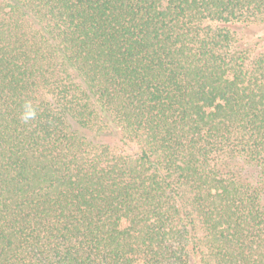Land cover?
<instances>
[{
  "label": "trees",
  "instance_id": "1",
  "mask_svg": "<svg viewBox=\"0 0 264 264\" xmlns=\"http://www.w3.org/2000/svg\"><path fill=\"white\" fill-rule=\"evenodd\" d=\"M0 264H264V0H0Z\"/></svg>",
  "mask_w": 264,
  "mask_h": 264
},
{
  "label": "clouds",
  "instance_id": "2",
  "mask_svg": "<svg viewBox=\"0 0 264 264\" xmlns=\"http://www.w3.org/2000/svg\"><path fill=\"white\" fill-rule=\"evenodd\" d=\"M35 116V110L31 107V105L26 106V110L23 113V118L27 121L29 119L34 118Z\"/></svg>",
  "mask_w": 264,
  "mask_h": 264
}]
</instances>
